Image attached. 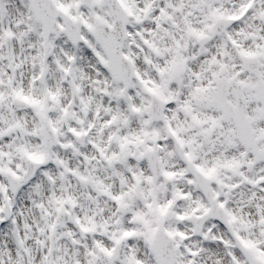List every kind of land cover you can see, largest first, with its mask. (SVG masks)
I'll return each mask as SVG.
<instances>
[{"label":"snow or ice","instance_id":"6c2138e0","mask_svg":"<svg viewBox=\"0 0 264 264\" xmlns=\"http://www.w3.org/2000/svg\"><path fill=\"white\" fill-rule=\"evenodd\" d=\"M0 264H264V0H0Z\"/></svg>","mask_w":264,"mask_h":264}]
</instances>
